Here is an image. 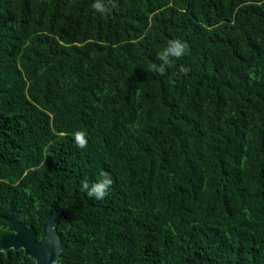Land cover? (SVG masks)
<instances>
[{
	"label": "trees",
	"instance_id": "trees-1",
	"mask_svg": "<svg viewBox=\"0 0 264 264\" xmlns=\"http://www.w3.org/2000/svg\"><path fill=\"white\" fill-rule=\"evenodd\" d=\"M94 2L0 0V234L54 202L63 264H264V0Z\"/></svg>",
	"mask_w": 264,
	"mask_h": 264
},
{
	"label": "water",
	"instance_id": "water-1",
	"mask_svg": "<svg viewBox=\"0 0 264 264\" xmlns=\"http://www.w3.org/2000/svg\"><path fill=\"white\" fill-rule=\"evenodd\" d=\"M51 211L45 216L41 226L43 239L38 242L35 239V232L31 225H24L17 220V210L13 209L11 203H8L7 215L3 219L9 223L11 232L0 237V248L4 251L11 246L16 250L22 248L24 254L30 256L33 264H61L57 261L60 251L64 248V243L60 241L56 231V224L62 212L55 209L54 202L50 203Z\"/></svg>",
	"mask_w": 264,
	"mask_h": 264
},
{
	"label": "clouds",
	"instance_id": "clouds-1",
	"mask_svg": "<svg viewBox=\"0 0 264 264\" xmlns=\"http://www.w3.org/2000/svg\"><path fill=\"white\" fill-rule=\"evenodd\" d=\"M115 8V0H107L103 3L102 0H95L92 8L95 12L101 15L110 14V7ZM189 51L187 42L179 39L168 41L167 45L157 53V59L160 61L159 65L152 64L146 71H152L159 75H164L168 68L173 66L174 60H179L184 57ZM186 71L185 69H182ZM77 147L84 148L87 146V141L83 133H77L75 137ZM102 179L89 183L87 179L81 181L80 190L86 195L95 200H103L109 195V189L112 185V179L107 173H101Z\"/></svg>",
	"mask_w": 264,
	"mask_h": 264
},
{
	"label": "flooded vegetation",
	"instance_id": "flooded-vegetation-1",
	"mask_svg": "<svg viewBox=\"0 0 264 264\" xmlns=\"http://www.w3.org/2000/svg\"><path fill=\"white\" fill-rule=\"evenodd\" d=\"M4 216H6V215H4ZM8 225H9V223H8ZM9 227H10V225H9ZM10 232H11V227H10L9 231H7L3 234H0V237L5 235V234H8ZM35 239H36V237H35ZM42 239H43V235H42ZM41 241H38V242H41ZM58 258H57V261L60 262L61 264H63V262H61ZM33 263H34V260L30 256L24 254L22 248H18L16 250H14L11 248V246H9V247H7L6 251H4L2 248H0V264H33ZM53 263L54 262H51L50 264H53Z\"/></svg>",
	"mask_w": 264,
	"mask_h": 264
}]
</instances>
